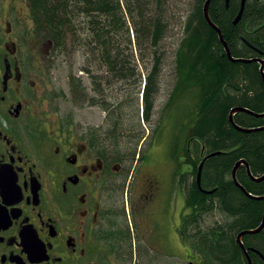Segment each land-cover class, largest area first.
<instances>
[{"label":"flooded vegetation","instance_id":"1","mask_svg":"<svg viewBox=\"0 0 264 264\" xmlns=\"http://www.w3.org/2000/svg\"><path fill=\"white\" fill-rule=\"evenodd\" d=\"M241 4L234 26L243 19L238 17ZM225 5L229 8L227 0ZM245 5L264 6V0H246ZM250 27L247 23L249 33ZM246 42L264 55L263 42L258 47ZM57 56L30 1L0 0V264L224 263L223 253L204 250L203 245L213 248L215 242L213 235H205L216 227L204 223L211 214L200 223L187 203L196 189L216 193L203 180L205 166L200 188L198 171L187 158L200 160L198 170L207 163L206 148L185 152L176 146V133H163L159 126L153 130L154 110L144 119L146 108L143 103L140 115L138 95L129 105L146 123L143 129L119 127L125 115L115 106L104 109L99 126L77 122L73 110L64 115L68 94L58 90ZM93 92L107 96L105 88ZM253 249L252 261H259L252 264L264 262V252Z\"/></svg>","mask_w":264,"mask_h":264},{"label":"trees","instance_id":"2","mask_svg":"<svg viewBox=\"0 0 264 264\" xmlns=\"http://www.w3.org/2000/svg\"><path fill=\"white\" fill-rule=\"evenodd\" d=\"M28 1L39 28L45 26L54 40L57 53L63 55L71 47L78 46L83 48L90 64L85 72L93 73L92 63L98 65L97 71L105 70L103 75H92L97 92L102 91L104 85L119 83L121 87L129 85L125 88L127 91L140 89L136 95L142 93L144 97L146 120L155 109L156 96L162 87L163 65L169 60L162 50L165 41L171 39L176 28L185 32L175 52L176 59L171 63L174 64L176 86L168 106L175 107V113L181 110L180 117L184 120L181 124L184 132L181 134L179 130L180 134L176 135V146H183L185 152L192 147L196 154L202 150L201 146L206 148L207 155L221 152L209 158L203 175L206 186L217 188L216 193L205 195L196 189L193 191L195 199L190 193L187 203L195 208L194 213L198 212L200 223L204 214L216 210L228 219L217 224L209 234L205 233L213 235L215 241L213 248L209 243L203 245L207 254L212 251L214 256L219 251L226 258L224 263L215 260L212 264H248L237 235L245 230H255L262 224L264 200L248 197L231 177L233 168L241 160L248 162L254 176L264 175V131L251 134L238 131L230 121V112L241 107L256 114L264 113V81L260 63H234L228 55L223 56L225 50L218 32L204 17L207 0H197L189 15V10L177 5L183 0ZM225 3L226 0H212L209 17L221 30L232 56L246 60L264 58L246 42L249 39L253 47L264 44V27L253 33L258 25L264 23V6L248 5L247 8L245 5L243 19L234 26L232 23L239 10V0H231L229 8L225 5L228 10ZM247 23L251 25V34L247 31ZM240 35L246 40L239 39ZM139 55L143 69L147 71L145 78L141 65L137 64ZM70 82L74 84L76 96L81 97L84 89L80 80L71 78ZM135 102L142 105L139 99ZM234 120L236 125L247 129L264 126V118L259 119L246 112H239ZM187 158L196 174L200 160L193 162L189 155ZM239 169V184L252 195L264 196V182L250 179L245 165ZM207 200L212 204L208 206ZM243 244L250 255L253 246L264 252V230L256 235H246ZM256 260L259 261L251 258L252 263H257Z\"/></svg>","mask_w":264,"mask_h":264},{"label":"rangeland","instance_id":"3","mask_svg":"<svg viewBox=\"0 0 264 264\" xmlns=\"http://www.w3.org/2000/svg\"><path fill=\"white\" fill-rule=\"evenodd\" d=\"M197 0H183L177 3L178 6H182L185 9L189 10L187 13L188 15L191 13L192 8L196 5ZM176 4V3H174ZM21 11L24 15L28 12V6L25 2L20 4ZM187 16V15H186ZM185 16V18H186ZM171 34V39L168 41H165V45L163 46V52H165L166 57L169 58L168 61L165 62L163 65L165 68L163 70V77L161 81V90L159 94L156 96V102H155V109H154V120H153V130L157 128L158 126L163 129V133L170 134L172 132L176 133V135L180 134L179 130L181 131V134L184 132V128L181 127V124L183 123V119L180 117L182 115V111L178 110L175 113L174 108H170L168 106L171 98V93L173 92V89L175 88L176 84V74H174V64H171L176 59V50L179 45V41L182 39V37L185 35V32L182 31L180 28H176L173 30ZM71 47V46H70ZM83 48H80L78 46L71 47L68 51H66L63 55L57 56V86L58 90H63L64 93H67L65 97L66 103L63 105V112L64 115L75 111L77 114V122L86 124V125H94L99 126L101 122L105 120V110L108 108H112V106H115L116 109L121 110L123 115L125 117L123 118V122L119 124V127H123L128 130H132V127L140 128H146V123L143 122L141 119V116L138 118V115L136 113V109L133 108L131 104L132 102V96L136 95L137 91L140 93V89L135 92V90L126 91L125 88H128L129 85L121 87V84H114L112 86L104 85L103 88L107 91V96L104 97L101 94H96L93 92L94 90V81L92 78V75L97 74H105V70L97 71L99 68L98 65L92 63V74H89L87 71L84 70L86 68H89V63L87 58L84 55ZM131 54L128 55V58ZM138 56V54H136ZM140 62L137 63L138 65H141L143 69V63L139 55ZM143 78H145L144 75L147 74V71L144 69L141 70ZM74 76L75 79L80 80V85H82V88L84 91L82 92L81 97L74 98L71 93V85L70 81L71 78ZM144 83V81H143ZM79 85V86H80ZM143 88V87H142ZM62 91V92H63ZM100 96H103V98L107 99L108 101L105 102V105L101 104ZM93 97L95 100L92 102L90 99ZM131 98V100L129 99ZM140 98V101L142 99L141 94L138 96ZM137 96L135 99H139ZM129 100V102L126 101ZM76 103V104H75ZM142 104V103H141ZM140 108V106H139ZM141 109V108H140ZM140 115H142V109L140 110ZM172 109V110H171ZM73 110V111H72ZM111 110V109H110ZM113 110V109H112ZM133 113L132 116H130ZM114 116H117L118 113L113 110L112 113ZM128 115V116H126ZM175 115V118H174ZM111 122L115 121L114 118L111 119ZM166 134L163 135V137L166 136ZM165 146V145H164ZM161 150V149H160ZM165 157L168 155L169 150L166 145L165 149ZM226 215L223 213H220L219 210L213 211L211 215L205 216L204 223L209 227L213 224H220L226 220Z\"/></svg>","mask_w":264,"mask_h":264},{"label":"water","instance_id":"4","mask_svg":"<svg viewBox=\"0 0 264 264\" xmlns=\"http://www.w3.org/2000/svg\"><path fill=\"white\" fill-rule=\"evenodd\" d=\"M211 1H212V0H207L206 4H205V6H204V10H205L204 17H205V19L207 20V22L209 23V25H210L213 29H216V30H217L218 35L220 36V40L223 41V36H222V32H221V30L218 29L217 26H216L215 24H213L212 20H211L210 17H209V9H210L209 6H210ZM238 17H239V19H240V18H241V15H239ZM239 19H238V20H239ZM228 55H229V53H228ZM229 57L232 59V57H231L230 55H229ZM232 61L237 62L238 60L236 61V60L232 59ZM262 70H263V81H264V64L262 65ZM239 111H246L247 113L252 114L253 116H255V117H257V118L264 117V113H261V115H257V114L252 113L251 111L249 112V111H247V110H245V109H242V108L234 109V110L232 111V114H231V115H232V116H231V122L233 123V125H234L239 131L241 130V131H243V132H245V133H251V132H262V131H264V126L261 127V128H255V129H251V130H245V129H242L241 127L239 128L237 125H235V123H234V121H233V114L236 113V112H239ZM216 155H219V154H217V153L210 154L209 156L206 157V160H207L209 157H215ZM242 165H245V166H246V168L248 169V174H249L250 177L253 179V177H252V175H251V169L249 168L248 163H247L246 160H241V162H238V163L235 165V167L233 168L234 170H233L232 178H233L234 180L236 179V174H237V172L240 170L239 168H241ZM202 167H203V165L200 166V168H199V173H198V175H197V181H198V185L200 186V188H201V182H202V181H201V177H202V172H203ZM257 180H258V179H256V181H257ZM235 181H236V180H235ZM241 189L244 190V192H245V193H246L251 199H253V200H254V199H257V200H260V201H263V200H264V196H261V197H253V196H251V195L247 192V190H245V189L242 188V187H241ZM211 192H212V191H211ZM262 221H263L262 224H261L259 227H257V229H255L254 231H245V232L241 233V234L239 235V238H238L239 243L241 244V239H242V237L245 236V234H256V233H259L260 231H262V230L264 229V216H263ZM241 247H242V249L244 250V245H243V244H241ZM253 251H255V250L253 249ZM246 256H247V258H248V264H252L250 254L246 253Z\"/></svg>","mask_w":264,"mask_h":264},{"label":"bare ground","instance_id":"5","mask_svg":"<svg viewBox=\"0 0 264 264\" xmlns=\"http://www.w3.org/2000/svg\"><path fill=\"white\" fill-rule=\"evenodd\" d=\"M230 1L231 0H227V6H229V4H230ZM211 4V3H210ZM245 4H246V0H242V4H241V11H240V14L239 15H241L242 16V14L244 13V11H245ZM210 7V6H209ZM209 11H210V9H209ZM204 13H205V10H204ZM223 36V35H222ZM219 40H220V36H219ZM221 42H222V44L224 45V47H225V50H227V55H228V53H229V55L232 57V59H234V60H238L237 62H241V63H245V64H248V63H252V62H259L260 63V65H261V67H260V70H261V73H262V77H263V70H262V65L264 64V60H262V59H260L259 57H258V59H248V60H246V59H235L233 56H232V52H231V50L229 49V46H228V43H227V41L226 40H224V38H223V41L221 40ZM229 55H228V58L230 59V61H232V59L229 57ZM232 62H234V63H237V62H235V61H232ZM239 108H241V107H239ZM239 108H234V109H239ZM233 109V110H234ZM242 109H245V108H242ZM233 110H231V112H230V121H231V114H232V111ZM245 110H247V109H245ZM247 111H249V110H247ZM239 112H246V111H239ZM239 112H236V113H234L233 114V121H234V123H235V120H234V118H235V116H236V114H238ZM250 112V111H249ZM252 112V111H251ZM247 113V112H246ZM252 113H254V112H252ZM249 114V113H248ZM254 114H256V113H254ZM252 115V114H251ZM257 115H261V114H257ZM257 118V117H256ZM261 118H264V117H261ZM261 118H259V119H261ZM232 123V122H231ZM232 125H233V123H232ZM235 125H236V123H235ZM234 126V125H233ZM238 126V125H237ZM235 127V126H234ZM239 128L241 127V126H238ZM236 128V127H235ZM242 129H245V130H251V129H255V128H251V129H247V128H244V127H241ZM237 129V128H236ZM238 130V129H237ZM239 131V130H238ZM241 131V130H240ZM243 132V131H242ZM249 134H251V133H249ZM217 154H221V152H219V153H217ZM210 155V154H209ZM208 155V156H209ZM217 156V155H216ZM205 162L206 161H204V162H202V164L201 165H203V167H202V170H203V168H204V166H205ZM248 163V162H247ZM200 165V166H201ZM200 166H199V168H200ZM248 166H249V164H248ZM249 168H250V166H249ZM251 169V168H250ZM198 173H199V169H198ZM247 174H248V169H247ZM251 175H252V177H253V179L250 177V175L248 174V177L250 178V179H252V180H254L255 182H257V183H261V182H264V175H262V176H260V177H256V176H254V174H252V170H251ZM256 179H258L257 181H256ZM234 180V179H233ZM236 180V181H235ZM234 181L236 182V184H237V186L240 188V190H242L241 189V187L242 188H244L245 190H246V188L244 187V186H242V185H240L239 184V182H238V179H237V174H236V179H235ZM243 192H244V190H242ZM247 192L251 195V196H253V197H259V196H256V195H252L248 190H247ZM207 193H209V194H211L212 192L210 191V192H207ZM245 193V192H244ZM246 194V193H245ZM247 195V194H246ZM248 196V195H247ZM249 197V196H248ZM255 229H257V228H255ZM264 230V229H263ZM262 230V231H263ZM245 231H254V230H245ZM241 233H243V232H241ZM259 233H261V231L259 232ZM256 234H258V233H256ZM256 234H245V236L246 235H256ZM245 236L244 237H242V239H241V244H243V239L245 238ZM238 238H239V236H238ZM237 241H238V239H237ZM238 243H239V241H238ZM240 244V243H239ZM241 244H240V246H241ZM244 245V244H243ZM242 248V247H241ZM242 251H243V253H244V255H246V253H248V250H247V248L244 246V250L242 249Z\"/></svg>","mask_w":264,"mask_h":264}]
</instances>
